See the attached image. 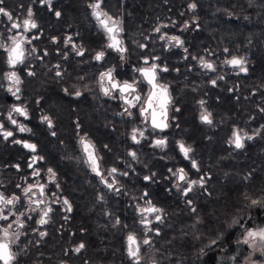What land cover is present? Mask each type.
<instances>
[{"label": "flooded vegetation", "instance_id": "flooded-vegetation-1", "mask_svg": "<svg viewBox=\"0 0 264 264\" xmlns=\"http://www.w3.org/2000/svg\"><path fill=\"white\" fill-rule=\"evenodd\" d=\"M97 2L100 3L101 11L119 23L122 31L118 33V39L125 49L123 53L107 47L110 43L108 34L89 7ZM116 2L83 0L81 15L74 17L68 24L70 18L66 17V13L71 9V2L63 0L60 16L55 17L58 23L50 26L42 21L47 18L38 13L53 11L56 0H51L50 6L42 0L30 1L32 19L37 27L27 32L24 31L23 21L28 15L24 18L17 7L11 13V21L0 15V44L10 47V37L13 36L24 39V60L15 68L9 67L7 52L4 47H0V125L3 126L0 128V194L8 199L13 196L19 198L13 205L5 207L0 204L4 209L3 215L8 216L7 220H0V240L4 239L3 229L12 224L8 240L15 259L11 264H130L131 259L127 255L128 235L132 229L142 232L134 235L140 242L144 232L142 216L159 214L145 212L141 215L140 210L146 208L148 202V195H145L147 183H150L151 192L164 188V191H173L175 194L186 183L178 180L175 168L185 162L179 161L181 143L176 141L183 128L180 120L185 117L187 107L197 115L200 126H213L211 116V125L201 121V114L208 113V108L205 100L201 99L202 90L199 88L212 84L214 79L192 83L176 75L181 69L178 65L179 54H188L185 40L193 23L182 26L179 36L177 29L180 26L173 21L169 28L165 25L164 33L158 40L146 44L143 39L145 33L132 37L124 32L125 18L133 13L128 7H116ZM37 3H40L41 9L36 8ZM12 23L20 27L12 29ZM157 28L159 31L156 32L161 33L162 26ZM172 36L178 37L183 42L182 46L170 41ZM81 50L84 54L78 55L77 52ZM100 51L105 55L97 61L95 56ZM153 64L158 65L156 83L167 87L170 98L166 105L167 127L163 129L154 128L151 116L146 114V119L140 111L142 106H146L144 100L152 91V86L141 75L140 69ZM164 68L167 71L161 70ZM12 71L21 80L17 93L19 99L8 91L10 83L6 74ZM57 71L60 72L59 76L56 75ZM109 71L114 82L123 84L127 81L134 85L136 92L124 95L128 100H133L135 95L141 97L139 102L133 100L135 107H129L121 93L111 88L107 79L101 82V73ZM29 72L34 75H29ZM24 74L30 89L27 97L21 95ZM102 84L109 88V95L104 94ZM156 91L159 93V89ZM76 92L81 95L76 96ZM192 100L195 103H190ZM201 101H204L203 105ZM14 106L26 109L27 118L13 112ZM10 113L17 121L15 125L8 119ZM44 116L49 117L53 127L49 128L47 122L43 121ZM163 119L157 109V121ZM20 126L28 131L21 132ZM134 130L139 143L132 139ZM4 131L12 132V136L5 139L2 134ZM53 132L55 135H52ZM140 132H143L142 137ZM40 136L44 138L47 158L39 161L38 156L32 154L29 175L22 171L18 175L4 176L3 147L7 143L13 148L24 146L25 143L36 145V137ZM81 137L94 146L101 172L99 176L88 162V156L80 143ZM161 139L165 145L156 146V141ZM133 152L136 154L135 159L130 155ZM34 157L37 159L34 160ZM113 168L117 171L110 175ZM49 169L55 173L54 177ZM36 172L39 175H35ZM146 176L150 179L145 180ZM104 181L112 183L113 188L109 189ZM29 185L33 188L26 196L24 190ZM41 185L44 186L43 195L40 192ZM64 200L68 201L71 211L67 210L68 205L64 204ZM37 201L43 203L37 206ZM48 208L51 209L46 217L48 223L41 225L38 221ZM137 215L139 224L135 226L132 222L137 220ZM17 217L23 227L16 223ZM40 232L46 235L41 237ZM16 233H19L18 239ZM81 243L85 247L76 253L74 249ZM142 247L140 245V254ZM0 264L3 262L0 261Z\"/></svg>", "mask_w": 264, "mask_h": 264}, {"label": "trees", "instance_id": "trees-1", "mask_svg": "<svg viewBox=\"0 0 264 264\" xmlns=\"http://www.w3.org/2000/svg\"><path fill=\"white\" fill-rule=\"evenodd\" d=\"M30 1L33 2L3 0L0 7L10 14L17 7L25 18ZM61 1L56 0L53 11L38 13L47 18L42 20L44 23L50 26L58 23L55 13L62 9ZM64 1L71 2L66 13L70 24L81 15L83 0ZM111 1L118 2L116 7L131 10L133 14L125 18L124 32L132 37L145 33L146 44L158 40L173 21L180 26L179 36L182 26L193 23L185 40L188 54H179L181 69L176 75L192 83L216 81L215 85L209 83L199 88L204 91L200 92L201 99L207 104L213 126H200L197 115L187 107L176 141L192 151L191 158L185 159L178 150L179 161L187 164L181 162L175 170L184 169L198 182L203 179V186L196 183L184 195L164 188L151 192L147 183V200L161 210V219L149 225L153 231L143 229L140 240L147 237L151 243L143 245L141 264H239L243 258L237 252L238 241L246 229L264 224V207L251 204L253 199L264 200V0ZM192 4L196 6L194 9L190 7ZM36 8L41 9L40 3ZM159 26L161 33L156 32ZM232 57L243 58L247 72L225 62ZM201 60L212 63L214 71L203 67ZM24 79L21 95L27 97L30 89L25 74ZM234 132L244 137L243 148H236L231 142ZM43 141L42 136L36 137L35 152L23 145L13 148L7 143L2 149V174L14 176L23 171L29 175L32 154L39 161L47 158ZM192 161L196 162V168L192 167ZM138 219L132 224L138 225ZM138 233L142 232L134 229L130 232ZM213 240L215 244L211 243Z\"/></svg>", "mask_w": 264, "mask_h": 264}, {"label": "snow or ice", "instance_id": "snow-or-ice-1", "mask_svg": "<svg viewBox=\"0 0 264 264\" xmlns=\"http://www.w3.org/2000/svg\"><path fill=\"white\" fill-rule=\"evenodd\" d=\"M43 3H47L49 6L51 5V0H42ZM0 4H3V0H0ZM89 7L92 8L93 12V16L95 17V19L98 21V23L100 24V26L103 28V30L108 34V39L110 41V43L107 45V47L114 49L117 52L123 53L125 51V49L121 46L122 42L118 39V33L120 31H122V29L119 27V23L117 21H114L112 19V17L108 16L107 13L103 12L100 10V3H94V4H90ZM191 8H195V4L190 5ZM0 15L6 16L10 21L13 19L12 15L5 10L4 7H0ZM32 11L31 9L28 10V18L25 19L23 21V28L24 31H30L31 29H35L37 27V24L35 23V21L32 19ZM55 15L57 17L60 16V12H56ZM12 29H17L20 27V25H18L17 23H12L11 25ZM156 31H159V28L156 29ZM11 39V46L10 47H5L3 44H0V47H4V50L7 52V63L9 65V67L11 68H15L17 66V64L23 63L24 60V49H23V43H24V39L23 38H17L15 36L10 37ZM71 38L69 37V40ZM170 41H174L176 46H182L183 42L175 36H172L169 38ZM67 42V41H66ZM75 48V46H73ZM141 47H143V45H141ZM32 51L34 52L35 49H32ZM186 51V49H185ZM225 51H227V49H225ZM78 55H83V51H78L77 52ZM105 53L103 51H100L96 54L95 59L97 61H100L103 59ZM123 58V57H122ZM228 65L234 67V68H239L240 71L242 72H247V69L244 67L245 61L243 58H237V57H232L231 59L225 61ZM145 63H148L147 60H145ZM200 63L207 68L210 71H214V67L212 63H208L204 60H201ZM58 67V66H57ZM158 65H151V67L149 68H142L140 69L141 75L145 78V80L147 81V83L149 85L152 86V91L148 94V96L145 98L144 100V104L146 106H142L140 111H141V115H145V118L147 119V115L149 114L151 116V123L152 126L154 128H165L167 127V124L165 122L166 120V105L169 102L170 98L168 97V90L167 87L164 85H160L156 83V69H157ZM162 71H167L166 68L161 69ZM29 75H34V73L29 72ZM57 76L60 75V72L57 71L56 73ZM6 78L10 83V86L8 87V91L12 93L13 96H16L17 99H19V96L17 95V93L20 91L18 85L21 83L20 78L18 77L17 73L15 71L9 72L6 74ZM223 77H220V79H222ZM101 82H103L105 79H107L108 83L111 85V88L113 90H118L121 93L122 98L124 99L125 103L129 105V107H135V103H133V100L136 102H139L141 100V97L139 95H135L133 97V100H128L127 97L124 95L125 93H135L136 92V88L134 87L133 84L128 83L127 81L123 82V84H120L119 82H114L111 71L109 72H105V73H101ZM216 81L213 80L212 84L215 85ZM102 89L104 91L105 95H109V88L107 87H103L102 84ZM156 89H159V93H157ZM65 92H67V89L65 90ZM76 96H80L81 93L80 92H76L75 93ZM201 105L204 104V101L200 102ZM157 109H159L160 115L164 117L163 120H160L159 122L157 121ZM127 111V109L125 110ZM13 112L18 113L21 116H24L25 118H27V111L26 109H24L23 107L20 106H14L13 107ZM8 119L12 122V124H16L17 121L15 119L12 118L11 113L8 116ZM43 121H46L48 124V127L51 128L53 127L52 125V121L49 119V117L44 116L43 117ZM201 121L204 123H207L209 125L212 124V120L210 119V113L204 112L201 114ZM3 126L0 125V128H2ZM20 131L24 132V131H28L27 128H25L24 126H20ZM5 137V139H7L8 137L12 136V132L10 131H4L2 133ZM140 136H143V132L139 133ZM52 135H55V133L53 132ZM247 139H251V137H246ZM132 139L134 142L139 143V140L137 139L136 136V130L133 131V135H132ZM243 139L244 137H241L239 135L238 132H234L233 133V140L231 141L234 146L236 148H243L244 144H243ZM16 143H21L20 141H16ZM80 143L83 145V149L85 151V153L88 156V162L90 163L92 170L99 176L101 175V172L99 171V164H98V159L95 155V151H94V146L91 144L90 141L86 140V138L81 137ZM165 145V141L164 140H157L156 141V146L158 147H163ZM24 147L30 149L31 151L35 152L36 151V145L34 144H28L25 143ZM180 151L183 153L185 159H189V153L192 151V149L190 147H186L184 144H180L179 145ZM130 155L133 156V158L135 159V153H130ZM37 159L36 157H34V160ZM192 167L196 168V162L192 161ZM49 173H51V175L54 177L55 173L52 172V169L48 170ZM117 171V169L113 168L111 169V172L109 173L110 175L112 173H115ZM171 171V169L169 170ZM178 173V180L179 181H184L189 183V187L188 189L184 192L185 195H187L188 191H191V185L196 184V183H200L201 186H203V179H201V181L197 182V181H191L188 182L186 180V173L184 172V169H178L177 170ZM176 173H174L175 175ZM35 175H39L38 172L35 173ZM102 181L104 180L103 176H101ZM145 180H149L150 177H145ZM107 184V187L109 189L113 188V184L112 183H107L106 181H104ZM43 185L40 186V192L41 195H43ZM33 186L29 185L27 189H25V195L27 196V194L29 192L32 191ZM118 191V189H117ZM145 195H147V193H145ZM18 197L13 196L12 198L8 199L5 198L3 196V194H0V204L4 205L5 207L8 205H13L14 201H18ZM37 206H39V204L43 203V201H37ZM64 204L68 205L67 210L71 211V206L68 204L67 200H64ZM149 207L147 208H143L141 209V215H143V213L147 212L149 214L152 213H159L161 210L151 206V202H148ZM251 204L253 206H262L264 207V200H257V199H253L251 201ZM3 211L4 209L2 207H0V220H7L8 216L3 215ZM51 211L50 208L46 209L43 211V215L41 217V219L38 221V223H40L41 225H44L46 223H48V220L46 219V217L48 216V213ZM156 220H160L161 217L159 215H157ZM16 223L20 226L23 227V223L19 220V217H17V221ZM116 223H119V221H117ZM141 223L144 224L146 231H153L151 228L148 227V221L147 218L145 217ZM12 227V224H8L7 227H5L3 229V240H0V261L3 262V264H11V262L15 259V254L11 251L10 248V243L8 240V236H9V229ZM157 235H159V232L156 233ZM16 238H19V233H16ZM46 233L45 232H40V236L43 237L45 236ZM14 242V241H13ZM142 243L144 245H149L151 243L150 239H148L147 237L143 239ZM212 244H215L216 241L213 240L211 242ZM238 243H243L248 245L250 248H252L253 250L259 249L261 251V254L264 255V227H257L256 229H246L245 230V236L244 239L242 241H238ZM85 247V245L83 243H81L78 247H76L74 249V251L76 253H79L83 248ZM127 255L128 257L133 261V264H141V254H140V242L137 241L136 237L133 234H129L127 237ZM233 259H235V257H233Z\"/></svg>", "mask_w": 264, "mask_h": 264}, {"label": "rangeland", "instance_id": "rangeland-1", "mask_svg": "<svg viewBox=\"0 0 264 264\" xmlns=\"http://www.w3.org/2000/svg\"><path fill=\"white\" fill-rule=\"evenodd\" d=\"M208 113H210V112H208ZM212 126H210L209 128H211ZM180 169V168H179ZM185 172V171H184ZM186 176H187V181L188 182H191V181H196L195 179H191L189 176H188V174H186ZM198 182V181H197ZM195 185V184H194ZM188 187H189V183H185L182 187H180L181 188V190H180V192L182 193V194H184V192L188 189ZM193 188V187H192ZM191 188V189H192ZM179 192V193H180ZM185 195V194H184ZM149 202V201H148ZM148 202L146 203V208L147 207H149V204H148ZM151 206H153V205H151ZM159 216H161V211L159 212V214H158ZM148 217H146L147 218V221H150V226H151V224L156 220V216L157 215H153V216H149V215H147ZM145 217L144 216H142V218H141V221H142V219H144ZM150 226H148V227H150ZM143 227H145V226H143ZM260 227H264V224L262 225V226H260ZM257 228V227H256ZM256 228H253V229H256ZM143 229H145V228H143ZM244 236H245V233H244V235H243V237H242V239L240 240V241H242L243 239H244ZM142 241L143 240H140V245H144L143 243H142ZM143 248V247H142ZM141 248V249H142ZM237 252H240L241 254H242V258H243V261L241 262V263H239V264H264V255H262L261 254V251L259 250V249H256V250H253L252 248H250L248 245H246V244H243V243H239V247H238V249H237ZM144 253L145 252H143L142 251V253H141V257L143 258V260H144ZM142 260V259H141Z\"/></svg>", "mask_w": 264, "mask_h": 264}]
</instances>
